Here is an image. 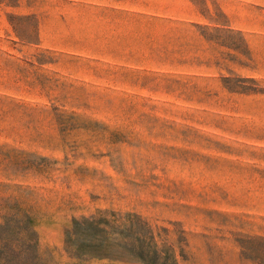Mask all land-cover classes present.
<instances>
[{
  "label": "rangeland",
  "instance_id": "374dc122",
  "mask_svg": "<svg viewBox=\"0 0 264 264\" xmlns=\"http://www.w3.org/2000/svg\"><path fill=\"white\" fill-rule=\"evenodd\" d=\"M97 210L178 264H264V0H0V224L33 264H140L67 256Z\"/></svg>",
  "mask_w": 264,
  "mask_h": 264
},
{
  "label": "trees",
  "instance_id": "16d2710c",
  "mask_svg": "<svg viewBox=\"0 0 264 264\" xmlns=\"http://www.w3.org/2000/svg\"><path fill=\"white\" fill-rule=\"evenodd\" d=\"M157 237L138 214L97 210L93 215L71 221L64 232L63 250L77 262L111 260L178 264L174 250L160 243ZM255 240L264 244V238ZM35 243V233L26 215L17 211L10 218H3L0 224V264H33ZM27 256H30L28 261Z\"/></svg>",
  "mask_w": 264,
  "mask_h": 264
}]
</instances>
